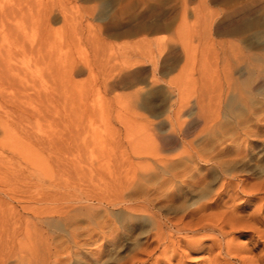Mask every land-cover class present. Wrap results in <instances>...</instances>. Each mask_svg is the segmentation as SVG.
Masks as SVG:
<instances>
[{"label": "rangeland", "instance_id": "rangeland-1", "mask_svg": "<svg viewBox=\"0 0 264 264\" xmlns=\"http://www.w3.org/2000/svg\"><path fill=\"white\" fill-rule=\"evenodd\" d=\"M251 1L50 0V69L24 58L12 75L0 70V231L32 222L72 252L71 231L85 238L105 225L121 236L88 242L79 253L90 261L81 264L129 262L155 227L148 215L131 213L132 183L182 150L229 143L238 119L264 110V88L253 89L249 63L264 57V0L247 22L239 13ZM23 3L0 0V12H9L0 15V44L12 41L16 27L26 29V45L37 35ZM250 139L239 168L257 178L264 138ZM227 237L243 246L255 241ZM176 239L165 241L172 262L161 247L145 264L158 256L165 264H205L211 242L188 253ZM97 251L99 258L89 255ZM254 255L245 249L231 263ZM67 256L66 264L81 258Z\"/></svg>", "mask_w": 264, "mask_h": 264}, {"label": "bare ground", "instance_id": "bare-ground-1", "mask_svg": "<svg viewBox=\"0 0 264 264\" xmlns=\"http://www.w3.org/2000/svg\"><path fill=\"white\" fill-rule=\"evenodd\" d=\"M23 4L17 11L23 12ZM24 5H27L26 12L35 17L34 25L30 24L35 27L37 35L33 39L28 38L26 45L20 39L25 28L16 27L15 33H12L15 37H11V32L9 34L12 41L0 44V70L4 75H12L17 64L19 66L24 58L50 69V0H28V4ZM262 9L261 1L254 0L247 3L239 13L243 21L247 22ZM7 13L9 12L1 10L0 15L7 16ZM251 61L250 78L254 83L253 89L259 91L264 88V57L258 55ZM142 72L125 76V79L137 77ZM237 122L239 126L231 133L229 143L222 140L205 149L182 150L174 159L161 160L159 169L151 167L150 176L146 180L132 183L134 194H131V199L136 204L132 206L131 213L148 215L155 227L144 232L146 241L139 244L137 252L125 264H145L161 247H164L161 256L172 262L175 256H169L172 250L165 241L174 238H177L178 246L186 248L188 253H194L195 248L197 250L205 242H211L203 250L208 255L203 260L205 264H232L231 260L240 256L245 249L255 255L248 259L241 258L242 264H264V253L260 249L264 244V166H258L261 176H256L257 178L248 176L249 171L239 168L241 160L249 156L245 140L264 138V110L258 115L238 119ZM26 220L30 222V218ZM31 223L26 228L12 226L0 231V239L5 237V253H0V264H66L70 253L81 257L77 260L81 264L83 260L90 261L87 256H80L81 247L98 238L117 239L122 233L112 228L109 232L101 230L105 225L100 231L90 229L85 238L76 231H71L69 238L75 250L70 252L68 241L58 243L48 232ZM134 228L128 231L133 232ZM165 230L172 233L166 235ZM243 233L253 236V247H249L252 242L249 238V244L243 246L227 237ZM199 235L202 237L195 239ZM0 243L2 244L1 241ZM216 249L219 253L214 255ZM173 252L180 253L177 250ZM101 253L102 251L90 252L89 255L99 258ZM186 257L187 253L183 258ZM156 259L155 264H165L159 256Z\"/></svg>", "mask_w": 264, "mask_h": 264}]
</instances>
